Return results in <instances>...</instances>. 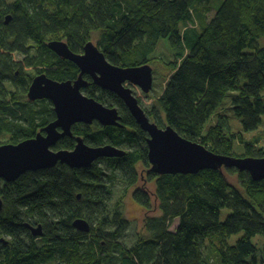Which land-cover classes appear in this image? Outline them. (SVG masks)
Wrapping results in <instances>:
<instances>
[{"label": "trees", "instance_id": "obj_1", "mask_svg": "<svg viewBox=\"0 0 264 264\" xmlns=\"http://www.w3.org/2000/svg\"><path fill=\"white\" fill-rule=\"evenodd\" d=\"M205 1L14 0L6 4L0 0V111L15 118L0 119V127L4 123L23 133L25 122L33 128L35 120L47 119L42 114L49 109L47 104H5L3 80H18L9 58L15 44L27 39L42 42L48 34L61 31L76 48L90 30H100V47L116 63H149L163 38L177 54H182L178 48L183 46L188 53L179 66L169 63L175 72L156 98L152 115L159 110L165 124L214 153L264 157V151L245 141L241 133H231L228 115L217 112L227 93L234 91L230 109L243 130L256 129L264 115V45L258 42L264 38V0H223L210 19V9L201 6ZM188 22L198 30L181 32L179 25ZM42 58L38 69L57 78L68 76L54 74L47 66L53 62L64 71L65 64L47 55ZM134 126L132 134L113 127H99L92 133L84 126L78 134L88 144L124 143L125 155L99 158L88 168L58 163L27 172L1 193L0 234L12 239L6 246L0 244V250H5L0 264H48L54 259L56 264H264V242L252 241L255 236L264 238V179L256 181L235 168L152 173L144 134ZM236 140L244 145L241 154L233 149ZM55 147L72 149V139L63 138ZM140 162L145 167L138 169ZM139 171L148 174L150 192L136 185ZM114 172L124 176L127 187L135 186L133 198L147 213L143 229L148 235L138 233L130 247L118 241L126 228L121 211L108 210ZM224 209L228 213L220 220ZM77 218L89 223V231L72 225ZM175 218L179 222L171 230ZM23 221L40 222L44 239L25 243ZM232 237L236 239L229 244Z\"/></svg>", "mask_w": 264, "mask_h": 264}, {"label": "water", "instance_id": "obj_2", "mask_svg": "<svg viewBox=\"0 0 264 264\" xmlns=\"http://www.w3.org/2000/svg\"><path fill=\"white\" fill-rule=\"evenodd\" d=\"M8 20L9 16H6L5 23ZM48 47L59 56L73 61L81 72L92 74L97 84L115 92L124 100L137 124L148 133L146 141L152 173L194 174L203 169L235 168L247 171L256 181L264 179V157H234L214 153L201 143L183 137L171 125L159 127L152 122L138 105L131 89L122 85L124 80H130L149 92L152 88V68L148 63L132 67L113 66L91 41L85 43L84 54L72 53L67 44L59 40L49 41ZM42 78H45L44 83H39ZM83 84L80 76L73 84L70 81L52 80L43 75L34 79L29 97L51 99L56 120L46 127V137H37L17 145L0 146V177L8 181L14 180L26 170L50 168L58 162L71 168H88L98 158L125 155L124 149L109 144L88 146L82 138H77L72 150H49V146L54 145L62 135L70 134V125L75 122L91 123L97 119L102 125L117 124L115 109H105L102 104L79 93ZM57 126L62 127L64 132L58 134L55 130ZM72 225L79 231H89V223L84 218L75 219ZM33 233L42 234L40 225L33 229Z\"/></svg>", "mask_w": 264, "mask_h": 264}, {"label": "flooded vegetation", "instance_id": "obj_3", "mask_svg": "<svg viewBox=\"0 0 264 264\" xmlns=\"http://www.w3.org/2000/svg\"><path fill=\"white\" fill-rule=\"evenodd\" d=\"M48 42H49V40H47V41L44 40L42 42H38L37 40H26L25 42H23L24 44H22V43L15 44V46L12 49H10L11 51L9 54V58H10L13 66H14L13 76L16 77V79L18 78V80H17V82H16V80L13 81L9 78L8 79L5 78L3 80V82H2L3 87H4L3 94H5V97H6L4 99L5 104H7V103H10V104L25 103L28 106H33V105H37V104H41L43 106V105L47 104L49 109L47 112H43V114H42V118H47V119L44 120L43 122L35 120V122H33V125H32L33 128H30L31 127L30 123H27V122L24 123V121L21 122V123H24V126L27 127L26 130L24 129L25 132H23V133H22V131L17 133L15 131H13L11 127L5 126L6 124L3 123V126L0 127V146L17 145V144L24 142V141H27V140L36 139L37 137H46L48 135L46 127L55 122L56 113H55V109H54V103L51 99L46 98V97L31 99L29 97V90H30V87H31L35 78L43 75L46 78H50L52 80H56V81H60V82L61 81H70L73 84L74 81L78 78V76H80L81 81L84 84L79 88V93L86 98L93 99L95 102L102 104V106L105 109H115L116 115H117V118L115 121L117 124L102 125V123L97 119L93 120L91 123L75 122V123L70 125V129H69L70 134L65 133L64 135H62L56 141V143L54 145L49 146V150L54 151V152L59 151V150H72L77 143V138H82L83 142L88 146L96 147V146H101L104 144H109V145H112V146H115L118 148H123L124 150L127 151V145L124 143L119 144V145H114V144H111V143L106 141L105 143L99 142L96 144H93V143L88 144V142L85 140V137L82 134H78V132L81 131L84 126H87L89 131L92 133L95 132L99 127L100 128H102V127H113L115 129V131L120 129L123 132H127V134L128 133L132 134L134 132V129H135L134 125H136V127H138L140 129V131H142V133L144 134V143H145L144 145L146 147V156H147V160H148V149H147V141H146L147 137H148V133H146L137 124L134 115L132 114V112L130 111V109L128 108V106L124 102V100L121 99L115 92H113L107 88H103L99 84H97L95 82L94 76L92 74H90L88 72H81V69L73 61L59 56L53 49L48 47ZM7 44L12 45V42L9 41V42H7ZM67 46H68V49L72 53L84 54V45L83 44H82V46L80 44L77 45L76 48L72 44H69V43L67 44ZM98 48L100 51L103 52V50L100 47H98ZM46 55L49 56L50 60H53L55 62L57 61V62H60L61 64L66 65L65 69L63 71V70H60L58 68H55V65L53 64V62H47V66H48L49 71H51L54 74L61 72L64 75L67 74L68 76H66L64 78H60V77L57 78V77L50 75L44 69H42V70L38 69L36 66L38 65L40 59L43 57L42 59L44 61V56H46ZM104 57H105V60L113 66L132 67V64H122L119 62L116 63V62L110 61L105 55H104ZM142 63H144V62H142ZM44 80H45V78H42L39 83H44ZM122 85L125 88L131 89L132 94L137 99L138 105L140 106V108H142L141 104H140L141 100H140L139 96L132 89V86L139 88L143 93H145V96H148L150 91L145 92L139 86V84L133 83L130 80H124L122 82ZM143 111L145 112V109H143ZM4 116L6 118L10 119V117L12 115L9 114V112L4 113V112L0 111V119H4L3 118ZM152 116H153L152 114H151V116H148L149 119H151L152 122H155L159 127H161L160 124H158L155 119L153 120V118H150ZM55 130L57 131L58 134L64 132L63 128L59 127V126L55 127ZM63 138L72 139V142H73L72 149H63V148H56L55 147L58 144V142ZM112 158H114V157H112ZM116 158H120V157H116ZM148 163H149V160H148ZM39 170H41V169H39ZM39 170H26L25 172L19 174L14 180H9V181L3 177H0V211L2 210V207L4 204L3 196L1 195V193L4 190H6L7 188H10L11 185H14V183L16 181H18L19 179L22 178V176L25 175V173L36 172ZM39 225L41 227V233L42 234L35 235L33 233V229ZM21 226L23 228V231L21 232V234L25 240V243L28 244L31 239L35 243H37L38 241H42L44 239L43 238V226L40 222L23 221V222H21ZM11 239H12L11 236H9L7 234H0V244H2L3 246H6L11 241ZM4 253H5L4 249L0 250V258L1 259L4 258Z\"/></svg>", "mask_w": 264, "mask_h": 264}, {"label": "rangeland", "instance_id": "obj_4", "mask_svg": "<svg viewBox=\"0 0 264 264\" xmlns=\"http://www.w3.org/2000/svg\"><path fill=\"white\" fill-rule=\"evenodd\" d=\"M4 1L6 4H12L14 0H4ZM222 1L223 0H206L205 2H202L201 6H206L207 8L210 9V12L207 14L208 19L213 17V15L215 14L216 10L218 9ZM179 27H180L181 32L191 31L193 29L195 31L198 30L197 25L192 22H188V24H180ZM99 36H100V30H90L88 35H86L83 38L82 44L85 46L86 42L91 41L94 45H96L97 47H100ZM51 39L63 41L66 44H68L65 41L66 38L64 36V33L61 31L48 34L45 41L47 40L51 41ZM10 41L13 42V38H11ZM258 42L261 46L264 45V38H260ZM178 51L182 54L181 55L177 54V51L170 46V43L167 39L165 38L160 39L157 42L154 51L149 56L151 60L149 62V65L151 66L152 71H153L152 72V88L150 89L149 95L145 96V93H143L139 88L132 86V89L134 90V92L139 96L141 100L140 101L141 107L145 109V114L147 116H151L152 114L151 112L153 111V109L157 108L156 98L161 94L169 78L175 72V70L171 69V67L169 66V63L175 62L176 65L179 66L183 58L188 53V50L186 52L183 46L178 48ZM235 95H236V92L234 91L228 92L227 95L223 98L221 105L218 107L217 112L218 113L220 112V114L222 115H228L226 122L230 126L231 133L233 134L241 133L245 141H251L256 149L264 151V115H262L261 122L257 126L256 129L251 130V131L243 130L240 120L234 115L233 110L230 109V106L232 105L231 104L232 98ZM3 118L7 121L10 120L9 122L14 121L13 116H11L10 119L6 118L5 116ZM150 118H153V120L154 119L159 120L161 127H163V125L165 124L163 122L164 120L163 115L160 114L159 110L156 114H154ZM120 149H123V148H120ZM233 149L234 151H237L239 154L245 151L244 145L239 143L237 140L233 143ZM234 157H249V156L234 155ZM104 158H112V157H104ZM140 164L141 165L139 166L137 165L138 169H141L142 166L145 167L143 163L140 162ZM99 165L101 167H104L108 172H110V170L106 168L105 163H100ZM142 173L143 171H139V174H138L139 178L137 179L136 185H139L138 188H141L142 190H146L150 192V190H152L153 188L152 182L151 180L149 181L146 180V177H148V174L142 175ZM112 175H113L112 177L113 180H112V185H111L112 191L107 201L108 210L110 212L111 211L113 212L114 210L121 211V215L126 221V228H125L124 233L119 237L118 241L121 245L130 247L135 243L136 235L138 233H142L143 236L148 235V233L143 229V217L147 213L144 212L141 206H139L133 198L132 193L135 191L133 189L135 186L132 187L131 185L127 187L124 176L119 175V173L117 172H114ZM231 180L234 183H237V180L235 177H231ZM153 207H156V205H153ZM227 213H228L227 209L222 210L221 215H220V220H224ZM156 214H158V212ZM178 222H179L178 218L173 219V221L171 222L170 229L173 230L177 226ZM235 239L236 238L234 237L229 239V244L234 242ZM252 241L256 243L257 241L263 243L264 238L261 236H255L252 239ZM50 262L48 264H56L57 260L54 259Z\"/></svg>", "mask_w": 264, "mask_h": 264}]
</instances>
